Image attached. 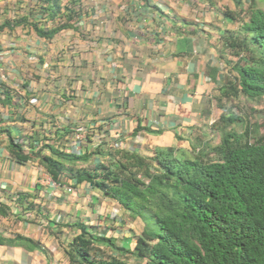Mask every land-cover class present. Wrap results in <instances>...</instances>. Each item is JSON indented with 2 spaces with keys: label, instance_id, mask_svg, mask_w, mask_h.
<instances>
[{
  "label": "crops",
  "instance_id": "1",
  "mask_svg": "<svg viewBox=\"0 0 264 264\" xmlns=\"http://www.w3.org/2000/svg\"><path fill=\"white\" fill-rule=\"evenodd\" d=\"M35 3L0 0V203L9 208L0 236L45 251L3 244L0 264H68L75 223L129 246L144 225L87 181L55 182L33 155L16 161L10 139L25 155L48 146L80 155L99 142L189 153L218 143L221 116L262 101L225 93L237 77L225 41L237 27L234 0H61L71 18L53 21H39Z\"/></svg>",
  "mask_w": 264,
  "mask_h": 264
},
{
  "label": "trees",
  "instance_id": "2",
  "mask_svg": "<svg viewBox=\"0 0 264 264\" xmlns=\"http://www.w3.org/2000/svg\"><path fill=\"white\" fill-rule=\"evenodd\" d=\"M35 1L39 21L71 18L68 6L60 14L61 0ZM234 2L237 27L225 41L237 57V77L225 93L264 101V9L255 0ZM12 22L28 21L24 15ZM234 122L242 119L221 116L213 125L218 143L189 153L168 147L148 156L99 142L80 155L54 146H48V154L38 148L25 155L12 139L9 145L16 161L33 155L55 182L62 176L87 181L144 224L133 249L128 238L122 244L82 223L73 224L77 233L65 249L68 264H128L129 255L142 264H264V136L229 128ZM22 209L33 210L27 205ZM8 210L0 203V215ZM3 244L45 251L21 235L0 236Z\"/></svg>",
  "mask_w": 264,
  "mask_h": 264
},
{
  "label": "rangeland",
  "instance_id": "3",
  "mask_svg": "<svg viewBox=\"0 0 264 264\" xmlns=\"http://www.w3.org/2000/svg\"><path fill=\"white\" fill-rule=\"evenodd\" d=\"M256 4L259 8L264 9V0H255ZM260 105H257L258 109H253L250 107L248 103L242 104L241 110H239L238 114L242 118L241 122V128H248L250 131H252V136L254 138H257L258 136H264V101H259ZM238 126L235 127L237 131L242 130ZM242 132V131H240ZM134 228L137 230L136 234L130 237L131 243L130 247L133 249L135 241L137 236L142 232L144 229L143 227L137 229V227L134 226ZM117 240V238H116ZM130 242V241H129ZM129 245V243H126ZM128 264H142L141 261L136 260L132 256H128L126 259Z\"/></svg>",
  "mask_w": 264,
  "mask_h": 264
},
{
  "label": "built area",
  "instance_id": "4",
  "mask_svg": "<svg viewBox=\"0 0 264 264\" xmlns=\"http://www.w3.org/2000/svg\"><path fill=\"white\" fill-rule=\"evenodd\" d=\"M84 134H86V130H85V128L81 129V132H80V134L78 135V137H80L81 135H84ZM46 180H49V177L46 178ZM66 190H67V192H71V191H72V189H71L70 187H67Z\"/></svg>",
  "mask_w": 264,
  "mask_h": 264
}]
</instances>
